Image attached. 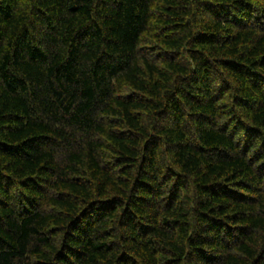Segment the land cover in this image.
Listing matches in <instances>:
<instances>
[{
    "label": "trees",
    "instance_id": "obj_1",
    "mask_svg": "<svg viewBox=\"0 0 264 264\" xmlns=\"http://www.w3.org/2000/svg\"><path fill=\"white\" fill-rule=\"evenodd\" d=\"M0 264H264V0H0Z\"/></svg>",
    "mask_w": 264,
    "mask_h": 264
}]
</instances>
